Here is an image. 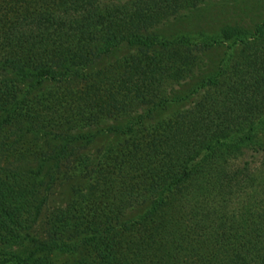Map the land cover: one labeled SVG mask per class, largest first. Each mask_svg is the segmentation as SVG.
<instances>
[{
	"label": "trees",
	"instance_id": "trees-1",
	"mask_svg": "<svg viewBox=\"0 0 264 264\" xmlns=\"http://www.w3.org/2000/svg\"><path fill=\"white\" fill-rule=\"evenodd\" d=\"M198 1L0 0V155L36 167L0 264H264V19L158 32Z\"/></svg>",
	"mask_w": 264,
	"mask_h": 264
},
{
	"label": "rangeland",
	"instance_id": "rangeland-1",
	"mask_svg": "<svg viewBox=\"0 0 264 264\" xmlns=\"http://www.w3.org/2000/svg\"><path fill=\"white\" fill-rule=\"evenodd\" d=\"M263 19L264 0H199L195 8H190L185 14L160 24L158 32L166 35L186 30H215L228 23L249 28ZM224 50L225 45L217 47L216 51L209 52L206 55V61L212 62L219 59ZM128 51V49L117 50L108 57L96 61L92 68L99 69L116 58L126 55ZM17 79L16 73L10 69L0 67V86L12 84ZM22 132L23 130H18L15 135H20ZM14 139V136H11L8 140L6 136L2 137V140L9 141L8 146H6L9 150L0 155V179L9 178V176L11 178L12 174L20 168L21 171L26 173V176L27 174L30 176L34 174L36 168L34 163H22L13 158L11 151L18 146L14 143ZM52 203L51 201L49 206ZM44 216V213L41 214L38 222L30 228L31 237L39 238L43 236ZM34 243L28 239L25 242V247H33Z\"/></svg>",
	"mask_w": 264,
	"mask_h": 264
}]
</instances>
